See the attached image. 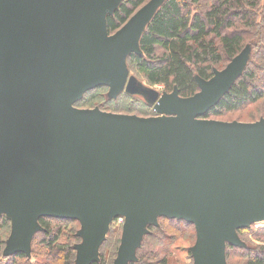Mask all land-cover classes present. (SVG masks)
Wrapping results in <instances>:
<instances>
[{
	"label": "water",
	"instance_id": "water-1",
	"mask_svg": "<svg viewBox=\"0 0 264 264\" xmlns=\"http://www.w3.org/2000/svg\"><path fill=\"white\" fill-rule=\"evenodd\" d=\"M113 1L0 0V218L19 248L42 217L80 222L83 264L98 261L111 218L126 219L122 260L145 221L183 220L195 264H224L236 231L264 221V121L199 120L235 83L218 72L192 98L167 95L169 117L76 109L87 91L122 86V57L139 53V12L110 35Z\"/></svg>",
	"mask_w": 264,
	"mask_h": 264
},
{
	"label": "trees",
	"instance_id": "trees-1",
	"mask_svg": "<svg viewBox=\"0 0 264 264\" xmlns=\"http://www.w3.org/2000/svg\"><path fill=\"white\" fill-rule=\"evenodd\" d=\"M148 1H123L106 18L109 34L114 35L121 30ZM263 7L264 0H167L141 36L139 53L129 56V68L149 86L160 87L167 95L177 93L180 99H189L201 91L200 81L212 80L216 72L224 70L250 46L254 52L247 70L216 106L200 119L223 121L249 108L259 109L261 117H264V16L260 13ZM105 90L103 86L90 90L81 105L84 108L100 105L102 101L98 97ZM131 103L134 102L131 100ZM129 110L133 111L130 106ZM38 224L43 230V238L34 246L40 252L33 250L30 258L17 253L3 264H74L72 246L60 244L59 239L64 231L71 230L70 242L77 244L79 222L42 217ZM192 227L186 221L162 217L158 228L150 227L146 239L164 245L181 239L175 238L177 236L171 233L173 230L188 231ZM10 228V220L1 217L0 264ZM252 228L237 230L239 238L246 241L244 232L252 231L255 240L261 244L243 251L227 244L228 264H234L232 257L238 258L239 264H264V230L254 232ZM143 250L138 262L130 264H170L167 254L157 257L162 250L148 254L147 244ZM91 264H108L105 251L100 253L98 261Z\"/></svg>",
	"mask_w": 264,
	"mask_h": 264
},
{
	"label": "rangeland",
	"instance_id": "rangeland-1",
	"mask_svg": "<svg viewBox=\"0 0 264 264\" xmlns=\"http://www.w3.org/2000/svg\"><path fill=\"white\" fill-rule=\"evenodd\" d=\"M125 0H114L111 3V9H118L120 4ZM167 0H149L139 11L137 14L140 18L139 21V27L135 35V41H134V49L137 47V43L139 40V37L141 34L143 35L147 22L151 19V16L153 13L160 8V6L165 3ZM261 16H264V7L262 8V11L260 12ZM130 52V51H129ZM254 50L252 47H248L241 55H239L234 61L229 63L224 70L218 71L217 77L220 78L224 75L228 77L229 84L236 82V80L243 75V73L247 70L252 56H253ZM131 54L136 53H126L122 57V60L120 61V66L123 68L126 80L122 86L119 87H112V86H103L105 87V93L98 98L102 101L100 105H95L92 108L86 107L84 108L81 105V101L84 100V98L88 95L90 92L87 91L78 101L76 100L73 103V106L76 109L79 110H99L104 113L109 114H117V115H127V116H137L140 118H160V117H169L171 115L167 114V112H164L160 109V104L164 98H171L172 96H167V94L162 92V88L160 87H151L149 86L145 80H143L141 77L137 76L134 71H132L129 68L128 65V59ZM230 86V85H229ZM126 96L127 98H123ZM131 100L134 103H131ZM130 108L133 109V111L129 110ZM264 108V107H263ZM257 108H249L243 111L241 114H238V116H232L229 119H225L223 121H217V122H223V123H241V124H255L261 121H264V117H261L262 111H258ZM260 118L259 120H256L253 122L248 121V119L251 118ZM199 120H202L199 118ZM239 121H247V122H239ZM5 215H2L3 217ZM6 217V216H5ZM8 219V218H7ZM119 219H123V223L119 221ZM160 219L161 218H155L156 225L153 226L150 221H145L142 225V232L139 235V239L136 243V246L131 249V251L128 254L127 259L122 260L121 257V248L123 246V239H124V228H125V222L126 219L123 217L119 218H111L110 221L107 224L106 232L103 237L102 243L98 249L97 256L100 257V253L105 251V254L107 256L108 264H130V263H137L138 262V256L144 254V244H147V251L148 254L153 252H158L159 250H162V252L157 254V257H162L165 254L169 257L170 264H195L194 259V250L198 244V233L196 231V227L193 225L192 228L187 230H171L172 234L176 235L178 237H181L179 240H175L172 242H166V244L162 245L158 243L157 241H149L150 239H146V236L150 234V227L158 228L160 226ZM78 222V221H77ZM11 228L9 233L7 234V240L5 243V250L3 255V260L1 264L6 262L8 259L12 258L14 255H16V251L18 249H26L25 254L27 257H32V251L34 250L37 252H40L34 245L39 242L43 238V230L37 225V231L34 233V235L30 238L29 242L19 248L17 245L16 237L13 233V227L12 222ZM80 224V222H79ZM253 227V228H252ZM256 231L264 230V229H257L255 225H251L248 227H244L243 229H251ZM82 232V226L80 224V228H78L76 232V236L79 239V242L71 243L73 242L71 240L70 242V231H64V234L60 237L59 242L60 244H69L72 246L74 254H75V263L74 264H83V262H80V258L82 259L83 255V249L86 243V239L83 238L80 234ZM246 233V241L248 240L249 243H246V241H242L236 231V235L238 237V241L240 245L237 247V249L240 250H246L249 248H253V246H259L261 243L257 242L255 238L252 235V231L244 232ZM145 240V241H144ZM149 242V243H148ZM161 245V246H159ZM227 245V244H226ZM34 246V249H33ZM151 247V248H150ZM227 247L225 248V259L224 264H228L227 257H226ZM16 253V254H15ZM155 254V253H154ZM144 256H147L146 254ZM155 257V256H154ZM154 259V258H152ZM130 261V263H129ZM132 261V262H131ZM231 261L234 264H239L238 258H231Z\"/></svg>",
	"mask_w": 264,
	"mask_h": 264
},
{
	"label": "built area",
	"instance_id": "built-area-1",
	"mask_svg": "<svg viewBox=\"0 0 264 264\" xmlns=\"http://www.w3.org/2000/svg\"><path fill=\"white\" fill-rule=\"evenodd\" d=\"M121 223H123V219H119ZM257 229H264V221L260 223L254 224Z\"/></svg>",
	"mask_w": 264,
	"mask_h": 264
}]
</instances>
